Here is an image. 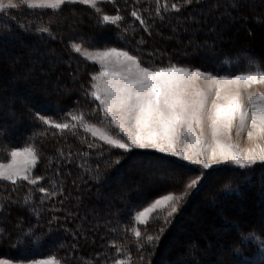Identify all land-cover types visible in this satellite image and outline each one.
Masks as SVG:
<instances>
[{
  "label": "trees",
  "instance_id": "1",
  "mask_svg": "<svg viewBox=\"0 0 264 264\" xmlns=\"http://www.w3.org/2000/svg\"><path fill=\"white\" fill-rule=\"evenodd\" d=\"M97 8L79 2L59 9L22 4L0 12V49L8 50L0 53V76L20 72L14 89L0 90V159L13 148L31 147L38 154L34 175L39 178L35 185L0 181V257L55 258L64 264H162L164 257L163 264H264V163L205 170L169 154L124 151L93 137L84 125L106 121L91 96L98 68L71 47L122 49L152 69L186 66L217 75L264 71V29H258L264 25V0H100ZM104 15L122 19L105 23ZM14 49L26 58L10 65ZM35 63L31 76L23 75L22 69ZM43 81L49 84L40 88ZM73 115L83 122L73 121ZM56 123L75 127L60 130L52 126ZM166 164L171 167L159 174L165 179L176 171L178 180L146 186L157 177L152 171ZM195 176L200 180L172 217L163 209L145 224L135 221L151 199L181 191ZM211 179L212 188L203 192ZM249 201L250 212L231 206ZM193 208L203 219L194 228ZM219 226L224 227L219 231ZM148 236L154 240L148 242ZM187 242L191 255L184 254Z\"/></svg>",
  "mask_w": 264,
  "mask_h": 264
},
{
  "label": "snow or ice",
  "instance_id": "2",
  "mask_svg": "<svg viewBox=\"0 0 264 264\" xmlns=\"http://www.w3.org/2000/svg\"><path fill=\"white\" fill-rule=\"evenodd\" d=\"M80 2L96 8V0ZM187 2L191 3V0ZM65 3L66 0H0V11L15 9L19 4L29 8L59 9ZM171 7L176 9L177 5L172 4ZM96 10L99 11L98 8ZM131 16L140 20L137 11H132ZM102 19L105 23H116L122 17L104 15ZM141 23L144 21L141 20ZM42 31L47 32L48 29ZM71 47L76 53L81 52L79 44H72ZM96 58L103 70L91 77L97 82L92 85L94 90L91 96L99 101L104 114L111 117L112 123L127 137V142L110 136L95 125H84L85 130L93 137H99L105 143L124 151L132 148L154 149L159 153L202 165L203 169L226 163L245 168L264 162V147L260 143L241 152L230 142L233 126L238 122L242 129L249 119V112L241 102V85L250 88L253 84H264V71L230 78L175 65L150 70L148 67H141L136 56L115 48L96 53ZM200 79L209 83V90L215 87V99L210 109L206 108L207 94L195 87ZM248 105L251 108V131L247 133L248 139L264 142V93L249 96ZM71 119L82 123L84 118L73 115ZM41 120L44 124L51 123L43 117ZM205 121L211 129V144L206 143L203 137ZM193 124L201 128L199 136L193 132ZM52 126L66 130L74 128L75 124L70 126L68 123H56ZM183 129L187 130L186 136L182 134ZM10 155V163L0 164V181L15 184L18 180H23L37 184L39 178L29 180L30 169L35 167L38 159L36 150L27 147L23 151L13 150ZM199 179H193L187 187L194 188ZM45 191L43 187L40 188V192ZM182 198L172 194L164 195L139 212L135 219L140 224H145L146 216L157 208L164 207L170 208L167 217H172L178 211ZM135 236L139 238L141 232L136 230ZM153 240L152 236L147 237L148 242ZM0 264L7 262L0 261ZM39 264L60 262L50 258ZM116 264L123 262L117 261Z\"/></svg>",
  "mask_w": 264,
  "mask_h": 264
},
{
  "label": "rangeland",
  "instance_id": "3",
  "mask_svg": "<svg viewBox=\"0 0 264 264\" xmlns=\"http://www.w3.org/2000/svg\"><path fill=\"white\" fill-rule=\"evenodd\" d=\"M99 1L100 0H96V8H97V4H98ZM5 2H6V0H5ZM17 2H18V0H17ZM74 2L81 3L80 0H66V3H74ZM20 5H22V4H19V6ZM248 8H251V7L249 6ZM37 9H39V8H37ZM251 9H253V8H251ZM0 12H2V11H0ZM249 17H251V16H249ZM250 19L253 20V18H250ZM258 29L259 30L260 29H264V25H262V27L261 26H258ZM260 34H261L260 36H262L263 45H264V30H262V33H260ZM76 44H78V43H76ZM80 46H81V52H80V54L86 59V61H88V62H90V63L93 64L92 65L93 68H95V69L98 68V72L95 74V75H98L99 72L103 70V66L101 65V63L99 62V60L96 58V53L103 52V51H107V50L112 49V48H107V49H89V48L83 47L82 45H80ZM9 47H11V46L9 45ZM115 49H117L118 51H124V50L118 49V48H115ZM7 51L8 50L5 49V48L0 49V53L7 52ZM263 51H264V49H263ZM18 57L19 58H26L23 55H21L19 53H16V51L14 49V52L12 51L11 52V55L8 57L9 64L11 65V64L16 63V61L18 60ZM206 60H208V59H206ZM37 66H38L37 63H35V65H33V67L30 68L29 70L26 69V68H23L22 69L23 75L31 76V74L33 73L34 69L37 68ZM141 67H145V66H143L141 64ZM179 67H186V66H179ZM186 68H189L190 70H200V71H202V72H204L206 74H211V75H214V76H217V77H220V76H228V77L231 78V77H234L236 75H241V74H236V75H217V74L212 73V72H210L208 70H203V69H199V68H195V67L194 68L193 67H186ZM51 69H53V68H51ZM156 69H158V68H156ZM156 69L150 68V70H156ZM252 73H255V72H252ZM245 74H248V73H245ZM19 75H20V72L18 73L17 71L10 72L9 74H2L0 76V90L2 91V90H5V89H10V88L14 89V79L15 78H18ZM95 83H97V82L94 81V84ZM48 84H49V82H46V81L40 82V88H43V87H45ZM53 84H57V83L56 82H53ZM54 86L55 85H53V87ZM56 87H58V85H56ZM195 87L198 88V89H200V90H202V91H204L207 94L206 108L210 109L211 108L212 101L215 99V87L213 86L212 89L209 90V83L207 81L203 80V79L198 80L197 83H196V85H195ZM240 92H241V102L244 104L245 110L249 112V119L246 121L245 126L242 129L239 127L238 122L233 126L232 133H231V141L230 142L233 145L236 146V150L237 151H241L242 152V151H244V150H246V149H248L250 147H255V144L256 143H260L261 146L264 147V142L249 140L248 139V136H247V133L249 131H251V127H250V123H251V120H250L251 108L248 105V99H249V96L255 97L258 94L264 93V84H253L250 88H246L243 85H241ZM14 93H15V91H14ZM105 117H106V121H104L102 123H87L85 125H95L96 127L101 128L102 130L108 132V134L110 136H112V137H114L116 139H121L124 142H127V137L123 133L120 132L119 128H117L114 123H112L111 117H108L106 115H105ZM193 132L197 136H199L201 134V128L198 127L197 125L193 124ZM182 134L184 136H186L187 135V130L186 129H183L182 130ZM203 137H204V140H205L206 143H208V144H211L212 143L211 129L208 126L207 121H205V123L203 125ZM96 138L99 139V137H96ZM189 139H191V138H189ZM103 142H105V141H103ZM25 148H27V147L13 148L11 151H13V150L23 151ZM132 149H137V148H132ZM145 150H153V151H155L154 149H145ZM11 151L9 152V155H8L7 158H5L4 160L0 159V164H8V163L11 162V155H10ZM164 154H166V153H164ZM194 159H195V157H194ZM186 162H191V161H186ZM258 163H264V162H257L256 164H258ZM226 164H230V163H226ZM195 165H197V166H199V167L202 168V165H199V164H195ZM221 165H223V164H220V165H215L214 164V165H212L211 168L217 167V166H221ZM169 167H171V165L170 164H166V165H164V166H162L160 168H155L152 172H156V173L158 172L157 173V177L154 180H149V182L146 183L145 185L147 186L149 184V187H151V186L155 187L157 182H164L163 184H165L167 182H170L171 180H178L179 175L176 173V171L172 172V174L169 175L170 177H167L165 179H163V175L162 174H159V172H162L163 170H165L166 168H169ZM211 168H209V169H211ZM245 168H247V167H245ZM34 170H35V167L30 169L29 180L36 179V177L34 175ZM205 170H207V169H205ZM134 171H136L138 173H140V172L143 173V171L140 168H135ZM131 172L132 171L130 170V173ZM219 177H220V175H217V174L214 175L213 176L214 181H215V179H218ZM197 178H200V176H195L193 179H197ZM212 180L213 179H211V181L207 184V186H206L205 190H203V192H206V191H208V190H210L212 188V186H211ZM191 181L189 180L187 182V184L184 186V188L181 191H177V192L176 191H167L164 194H160L157 197H154L153 199L150 200V202L144 208L140 209L139 211H137L135 213V217L138 215L139 212L144 211L146 208L150 207L151 204L155 202V200L160 199L164 195L172 194L174 196H181V197H183L181 199V201H182L185 198V193H187L188 190H190L187 186H188V184L191 183ZM221 185L222 184H220V187H221ZM141 190L144 191L146 189L145 188L144 189L141 188ZM245 199H248V198L246 197ZM181 201H180V203H181ZM180 203L178 204V206L180 205ZM196 204H198V203H196ZM251 204H252V202L249 201L245 205H242V204H238V205L237 204L236 205L235 204H232L231 206L234 207V208L236 206V208L238 207L242 211L243 210H247L248 212H250L252 210ZM163 209H168V211H170V208H167V207L157 208L156 210H154L152 213H150L148 216L145 217L146 222L149 220V218L151 217V215L155 211L163 210ZM194 209H196V208H193V210L191 211V214H189L190 218H193L196 221L195 222L196 224L194 223L193 226H192L193 228L196 227V225L198 226L200 223L203 222L201 213L198 212L199 210L196 211L197 209L196 210H194ZM135 221L137 223H139L136 219H135ZM205 224H206V227H210L211 226V223L210 222L209 223H205ZM222 228H221V226H219V231ZM194 233H196L198 235H203L202 231L197 230V229H196V231ZM190 237L191 236H189V234H186V239L189 240ZM215 238H217V239L220 238V235H216ZM177 239H179V238H177ZM177 239H174V240L176 241ZM190 243L191 242H187L186 243L185 253L184 254L191 255L192 250H191V244ZM167 248H170L171 249L172 247H170V245H169ZM260 251L264 254V246H260ZM48 259H50V258H42V259L30 260V261H20V260H14V259H9V258H5V257H0V261L7 262V264H39V262L44 261V260H48ZM176 259L178 261H181V262L184 261L183 259H179V258H176ZM170 261L173 262V261H176V260H170ZM165 262H166V257H164L162 259V264L165 263ZM60 264H64V263H61L60 262Z\"/></svg>",
  "mask_w": 264,
  "mask_h": 264
}]
</instances>
